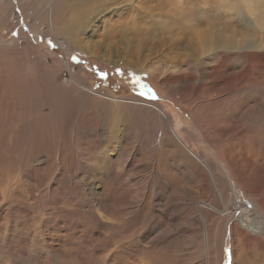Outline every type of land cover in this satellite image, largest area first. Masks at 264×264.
I'll return each instance as SVG.
<instances>
[{
    "label": "rangeland",
    "instance_id": "1",
    "mask_svg": "<svg viewBox=\"0 0 264 264\" xmlns=\"http://www.w3.org/2000/svg\"><path fill=\"white\" fill-rule=\"evenodd\" d=\"M128 7L80 29L75 0H0V264H264L223 220L238 180L264 212V27L239 13L251 46L186 70L206 58L114 35Z\"/></svg>",
    "mask_w": 264,
    "mask_h": 264
},
{
    "label": "bare ground",
    "instance_id": "2",
    "mask_svg": "<svg viewBox=\"0 0 264 264\" xmlns=\"http://www.w3.org/2000/svg\"><path fill=\"white\" fill-rule=\"evenodd\" d=\"M134 2L135 0H75V8L80 7L81 10L72 9L70 12L75 10V16L77 15L76 12L83 13L85 20L79 18L77 22V26L82 29L86 25L87 19H91L95 12L114 10L116 13L122 7L129 6L126 10L134 12L136 21L141 22L142 28H134L131 20L127 23L121 22L117 26L114 35L120 39L122 38L127 43L129 42L127 39L128 35L131 36V41L143 39L138 48L141 49L143 44L153 42L152 35H149L152 32L154 35L160 36L162 47H166L171 43L173 47L182 48L184 51L187 50L188 54L193 57L200 58L204 56L206 58L204 60L194 59V63L187 65L186 70L208 62L219 63L225 57L224 54L226 52L241 51L251 46L250 44H245L248 40V35L241 36L231 27L235 16L239 13H245L252 18V24L247 26L252 27L253 31H256V29L260 31L261 26L264 27V15L259 6L252 0H138V2ZM258 4L264 10V1H259ZM196 30L200 32L196 33ZM132 35H136V38ZM124 37L125 39H123ZM262 42H264L263 39L261 40ZM152 45L154 46L155 43H152ZM231 78L230 80L227 78V81L229 80L230 82L232 80L233 83L230 82L231 85H236V80L239 78L237 76H231ZM157 110L160 114L162 113L161 110ZM165 123H169L167 118ZM170 132L183 145L182 140L172 128ZM192 157L197 159L194 154ZM187 158H189L188 155ZM187 161L191 162L192 160ZM200 161L202 168H205L210 173V168L206 166L207 163L204 160ZM244 183L238 180L234 187L229 186L233 198L235 197L236 199L237 197V202H240L242 206H240L239 211H235L233 207L228 206L225 209L223 220H228L235 214V229L236 227L239 228L244 236H258L264 240V212L258 208V201L251 199L248 193L254 185ZM228 215H231L230 218H228ZM236 236L232 234L234 248L243 252V246L240 245L241 239L237 241ZM205 241L207 245V235L205 236ZM206 253L209 256L208 248ZM236 257L237 255L235 254L233 262Z\"/></svg>",
    "mask_w": 264,
    "mask_h": 264
},
{
    "label": "trees",
    "instance_id": "3",
    "mask_svg": "<svg viewBox=\"0 0 264 264\" xmlns=\"http://www.w3.org/2000/svg\"><path fill=\"white\" fill-rule=\"evenodd\" d=\"M134 78H135V77H133L132 80H131L132 83H133V81H134ZM124 81H125L126 83H129L127 80H124Z\"/></svg>",
    "mask_w": 264,
    "mask_h": 264
},
{
    "label": "snow or ice",
    "instance_id": "4",
    "mask_svg": "<svg viewBox=\"0 0 264 264\" xmlns=\"http://www.w3.org/2000/svg\"><path fill=\"white\" fill-rule=\"evenodd\" d=\"M227 251V250H226Z\"/></svg>",
    "mask_w": 264,
    "mask_h": 264
}]
</instances>
